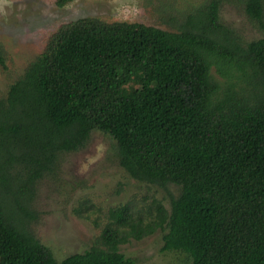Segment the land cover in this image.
Returning <instances> with one entry per match:
<instances>
[{"label":"trees","instance_id":"trees-1","mask_svg":"<svg viewBox=\"0 0 264 264\" xmlns=\"http://www.w3.org/2000/svg\"><path fill=\"white\" fill-rule=\"evenodd\" d=\"M219 5L176 31L83 17L48 38L0 96V264H137L119 245L157 229L187 264H264V0H245L263 31L249 42ZM212 66L228 78L222 91ZM93 130L132 178L179 193L148 218L128 202L110 208L94 244L57 261L26 219L38 181Z\"/></svg>","mask_w":264,"mask_h":264},{"label":"rangeland","instance_id":"rangeland-1","mask_svg":"<svg viewBox=\"0 0 264 264\" xmlns=\"http://www.w3.org/2000/svg\"><path fill=\"white\" fill-rule=\"evenodd\" d=\"M208 0H72L57 6L55 0H0V47L5 66L0 64V96L19 78L40 54L48 38L61 26L83 17L104 21H127L176 31L189 13ZM219 20L242 42L260 38L263 31L245 12V0H220ZM211 73L221 83L228 78L215 66ZM243 84V83H239ZM179 187H165L138 181L120 165L114 141L93 130L84 147L60 153L56 167L38 181L32 199L33 217L28 229L57 261L83 252L94 244L108 221L112 207L129 203L148 218L155 202L166 209ZM166 229H157L139 240L120 244L119 252L137 264H187L189 256L181 250H164Z\"/></svg>","mask_w":264,"mask_h":264}]
</instances>
